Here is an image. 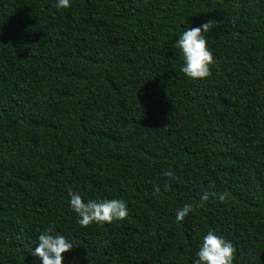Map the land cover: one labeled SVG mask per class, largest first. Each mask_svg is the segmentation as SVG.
Instances as JSON below:
<instances>
[{"label":"trees","instance_id":"obj_1","mask_svg":"<svg viewBox=\"0 0 264 264\" xmlns=\"http://www.w3.org/2000/svg\"><path fill=\"white\" fill-rule=\"evenodd\" d=\"M57 3L0 0V264H42L49 227L63 264H194L209 230L264 264V0ZM211 19L193 80L175 41ZM69 189L129 215L82 227Z\"/></svg>","mask_w":264,"mask_h":264},{"label":"clouds","instance_id":"obj_2","mask_svg":"<svg viewBox=\"0 0 264 264\" xmlns=\"http://www.w3.org/2000/svg\"><path fill=\"white\" fill-rule=\"evenodd\" d=\"M71 6L70 0H58L57 8L63 9ZM219 21L211 19L197 27L185 30L179 39L175 41V47L182 51L184 65L181 71L193 80L205 79L211 76V65L215 63L213 53L208 48L206 34L213 27H219ZM163 175L169 179H175V174L165 170ZM171 189V185L164 184V190ZM159 186H154V194L160 193ZM71 209L78 216V223L82 227H88L95 223L97 225L111 224L113 221L125 220L129 213L127 204L121 199H110L87 202L76 192L69 189ZM223 202L228 196L227 192L219 195L212 191H204L201 200L207 201L210 197L217 198ZM194 211L192 204H185L177 210L176 221L181 222L185 216ZM37 247L33 255L40 258L42 264H63V254L74 245L65 236L56 232L53 227L47 228L38 236ZM236 249L230 241L209 230L203 236L202 244L196 253L197 259L194 264H233Z\"/></svg>","mask_w":264,"mask_h":264}]
</instances>
